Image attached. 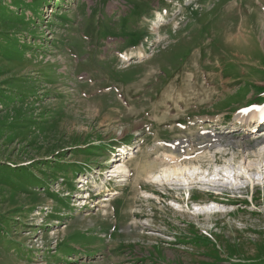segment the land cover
Returning a JSON list of instances; mask_svg holds the SVG:
<instances>
[{"label": "rangeland", "instance_id": "obj_1", "mask_svg": "<svg viewBox=\"0 0 264 264\" xmlns=\"http://www.w3.org/2000/svg\"><path fill=\"white\" fill-rule=\"evenodd\" d=\"M263 101L264 0H0V264H264V138L233 120Z\"/></svg>", "mask_w": 264, "mask_h": 264}, {"label": "bare ground", "instance_id": "obj_2", "mask_svg": "<svg viewBox=\"0 0 264 264\" xmlns=\"http://www.w3.org/2000/svg\"><path fill=\"white\" fill-rule=\"evenodd\" d=\"M50 10V9H49ZM154 17V18H153ZM152 18H151V20L153 21V22H155V23H157L158 25H157V27L159 28L160 26H162L163 25V23H165V15L163 14V13H155V15L153 16ZM149 36V35H148ZM148 43V42H147ZM131 54H133V52H131ZM135 54V57H132V56H128V54H127V57H126V55L124 56V57H122V56H119V58H121V59H123V61H128L130 58H136V59H138V60H142V59H144L145 58V56H144V52L143 51H141V50H137V52L136 53H134ZM119 55H120V53H119ZM151 75H153V74H151ZM150 76V75H149ZM179 79V78H178ZM180 82V81H179ZM190 82V81H189ZM173 83V82H172ZM191 83V82H190ZM178 84V83H177ZM182 84V83H181ZM175 86H176V84H175ZM93 87V86H92ZM94 87H95V85H94ZM169 87V86H168ZM61 88V87H60ZM126 88V87H125ZM165 88H167V87H165ZM170 88V87H169ZM193 89V84H191V85H188L185 81H183V85L182 86H180V87H178V88H173V89H171V91H165V93L162 95V98H161V101H170L169 102V104L173 107V105L174 104H180L181 106L180 107H182V106H184V107H188V108H192V102H193V100L195 99V96H194V94L192 93V90ZM98 90V89H97ZM129 90V89H128ZM108 91V90H107ZM141 91V90H140ZM126 92V91H125ZM142 92V91H141ZM146 92V91H145ZM144 92V93H145ZM130 93V92H129ZM136 93V92H135ZM138 93V92H137ZM125 95V94H124ZM133 95V94H132ZM138 95V94H137ZM134 96H136L135 94H134ZM161 96V95H160ZM159 96V97H160ZM66 97H68L67 95H66ZM91 98V97H90ZM146 98V97H145ZM75 99V98H74ZM77 99V98H76ZM137 99V98H136ZM124 100V99H123ZM138 100V99H137ZM71 101V100H70ZM74 101V100H73ZM79 101H80V99H79ZM125 101H127L126 99H125ZM133 102H134V100H132ZM131 101V102H132ZM149 101V100H148ZM147 101V102H148ZM123 102V101H122ZM141 102V101H140ZM146 102V103H147ZM157 102V101H156ZM171 102H173V103H171ZM125 103V102H124ZM129 103V102H128ZM142 103V102H141ZM155 103V102H154ZM123 104V103H122ZM164 104V103H163ZM161 105V112L162 111H167L168 109H170V107H166L165 106V104L164 105ZM80 105V104H79ZM124 105V104H123ZM134 105V104H133ZM138 105V104H137ZM148 105H149V103H148ZM89 106V105H88ZM129 106V105H128ZM132 106V105H131ZM130 106V107H131ZM136 106V105H135ZM75 107V106H74ZM78 107V106H77ZM76 107V108H77ZM91 107V106H90ZM179 107V106H178ZM69 108V107H68ZM73 108V107H72ZM85 108V107H84ZM83 108V109H84ZM126 108V107H125ZM135 108V107H134ZM70 109V108H69ZM91 109V108H90ZM120 109V108H119ZM86 110V109H85ZM87 111H90V110H87ZM93 111V110H92ZM120 111V110H119ZM264 111V107H262V108H258V109H256V111H252L251 113H249V114H234V116H233V120L235 121V123L234 124H238L239 122H243L244 124H245V127L247 126V124H252L253 123V121L254 120H258V118H259V116L262 114V112ZM69 112V111H68ZM97 112V111H96ZM122 112V111H121ZM128 112V111H127ZM134 112V111H133ZM187 112V111H186ZM66 113V112H65ZM84 113V112H83ZM87 113V112H86ZM95 113V112H94ZM128 113H130V112H128ZM127 113V114H128ZM158 113V112H157ZM93 114V113H92ZM127 114H126V116H127ZM85 115V114H84ZM94 115V114H93ZM92 115V116H93ZM96 115V114H95ZM100 115V114H99ZM99 115H98V117H99ZM103 115H105V114H103ZM108 115V114H107ZM148 115V114H147ZM150 115V114H149ZM80 116V115H79ZM87 117V116H86ZM103 117V116H102ZM263 117V116H262ZM87 119V118H86ZM112 119V118H111ZM110 119V120H111ZM84 120V119H83ZM81 122V121H80ZM108 123V122H107ZM106 124V123H105ZM115 124V123H114ZM107 126V125H106ZM73 128H75V127H73ZM79 128V127H78ZM74 130V129H73ZM77 130V129H76ZM127 130V129H126ZM223 134H225V133H223ZM262 134H264V129L262 130ZM220 141L219 140H217V141H215V144H218ZM190 148V147H189ZM195 149V148H194ZM189 151V150H188ZM224 152V151H223ZM220 153H222V152H220ZM183 154V153H182ZM143 155V154H142ZM205 155V154H204ZM146 156V155H145ZM175 156V155H174ZM186 156V155H185ZM206 156V155H205ZM198 157V156H197ZM201 157H202V154H201ZM176 158V157H175ZM179 158V157H178ZM165 159H167V158H165ZM194 159H196V158H194ZM201 159V158H200ZM147 160V159H146ZM145 160V161H146ZM188 160V159H187ZM192 160V159H191ZM196 160H198V159H196ZM195 160V161H196ZM108 161H109V159H108ZM163 161V160H162ZM181 161V160H180ZM193 161V160H192ZM202 161H204V160H202ZM190 162V161H189ZM197 162V161H196ZM192 163V162H191ZM176 164V163H175ZM227 165V164H226ZM251 165V164H250ZM192 166V165H191ZM202 166V165H201ZM185 167H187L188 169H192V172H196V174L199 176L197 179H196V181L199 183V184H201V185H206V187H208L209 189H210V187H211V189L210 190H218L216 187H221V185H220V183H218L219 181H218V176L219 175H221L222 176V178L223 177H227V176H229L228 177V179L230 178L231 180H232V182L235 184V185H232V187H234V188H236V189H241L240 187H241V185H239L240 184V182H238V180L235 178V176H232V171H230L231 170V168L230 167H226V166H222V167H213V171H211V172H209L208 170H206V174L205 173H200V169L201 170H204V169H202L201 167L199 168V167H197V166H192V167H188V166H185ZM238 167V166H237ZM240 167V166H239ZM183 168L184 167H177V168H175V169H173V170H170L171 168L170 167H165L164 169H162L161 170V174L162 175H164L165 177L167 176V175H180V176H184L185 175V172H184V170H183ZM241 168V167H240ZM239 168V170H240V172H241V170L243 169V168H241L240 169ZM207 169V168H206ZM233 169V168H232ZM238 169V168H237ZM253 169V168H252ZM257 169V168H256ZM144 170H146V169H144ZM166 170H168L167 172L168 173H166L165 171ZM170 170V171H169ZM262 170V169H261ZM139 171V170H138ZM148 171V170H147ZM263 171H264V169H263ZM133 172H135V171H133ZM148 172H150V171H148ZM240 172H238V173H240ZM243 172V171H242ZM245 172V171H244ZM235 173V172H234ZM258 173V172H257ZM134 174V173H133ZM137 174H139V173H137ZM151 174V173H150ZM160 174V175H161ZM244 174V173H243ZM254 174V173H253ZM256 174V173H255ZM264 174V173H263ZM237 175V174H236ZM239 175V174H238ZM245 175V177H247L246 175H249V174H244ZM257 175V174H256ZM255 175V176H256ZM138 176V175H137ZM149 176V175H148ZM147 176V177H148ZM153 176V175H152ZM215 176H216V178H215ZM249 176H251V175H249ZM130 177V176H129ZM131 177H132V175H131ZM142 177V176H141ZM140 177V179H142ZM147 177H145V178H147ZM238 177V176H237ZM260 177V176H259ZM162 178V177H161ZM215 178V179H214ZM251 178H252V176H251ZM253 178H254V175H253ZM136 179V178H135ZM151 179V178H150ZM155 180H156V178H154ZM153 179V180H154ZM164 179V178H163ZM163 179H161V181L163 180ZM165 179H167V178H165ZM255 179H256V177H255ZM137 180H139V179H137ZM220 180V179H219ZM248 180V179H247ZM225 181V180H224ZM227 181V180H226ZM250 181V180H249ZM256 181H258V180H256ZM261 180H259L257 183H255V181H250V183L248 182H246V181H244L246 184H251V185H253V184H256V185H261L262 183L260 182ZM264 181V180H263ZM79 182H81V181H79ZM155 182V181H154ZM158 182V181H157ZM156 182V183H157ZM155 183V184H156ZM164 183V182H163ZM224 183V182H223ZM237 183V184H236ZM159 184H160V182H159ZM230 184H231V182H230ZM263 184H264V182H263ZM139 185H140V183H139ZM148 186V185H147ZM222 186H226V185H222ZM147 188V187H146ZM243 188V187H242ZM209 189H206V190H209ZM145 190V189H144ZM217 193L216 194H221L219 191H216ZM137 196V195H136ZM196 206V205H195ZM197 211L196 212H194V213H210V214H208L207 216H210L211 214H213V216H217V215H219V214H221V213H223V212H225V211H223V209L221 208V207H219L218 205H211V206H205V207H198L197 209H196ZM219 213H218V212ZM227 213V212H226ZM229 213V212H228ZM232 213V212H231ZM236 213V212H235ZM224 215V214H223ZM251 215H253V214H251ZM203 216H205V214H203ZM257 219V218H256ZM193 222V221H192ZM190 226V225H189ZM191 228V227H190ZM189 229V228H188ZM222 235V234H221ZM229 235V234H228ZM227 236V235H226Z\"/></svg>", "mask_w": 264, "mask_h": 264}]
</instances>
